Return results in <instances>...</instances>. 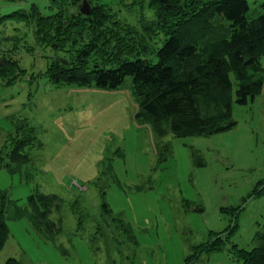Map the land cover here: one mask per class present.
I'll return each mask as SVG.
<instances>
[{"label": "rangeland", "instance_id": "rangeland-1", "mask_svg": "<svg viewBox=\"0 0 264 264\" xmlns=\"http://www.w3.org/2000/svg\"><path fill=\"white\" fill-rule=\"evenodd\" d=\"M82 1L0 0V60L11 56L25 69L14 83L0 85V147L9 148L16 133L30 135L29 159L20 170L11 174L7 160L2 163L0 190L18 204L35 189L62 199L49 215L55 223L61 219L56 244L26 218L6 219L0 264L8 258L18 264H181L233 224L226 248L254 247L264 223V194L255 191L264 181V84L245 105L235 103L232 90L233 128L187 137L136 117L130 77L117 90L56 85L44 71L66 52L39 42L34 23L9 15L32 4L45 15L61 8L79 12ZM90 1L132 31L143 33L144 21L154 17L146 0ZM262 1L248 0L250 14L261 11ZM261 64L264 77V53ZM163 145L169 149L158 162ZM103 201L110 215L102 213ZM194 264L235 260L215 250Z\"/></svg>", "mask_w": 264, "mask_h": 264}, {"label": "trees", "instance_id": "trees-1", "mask_svg": "<svg viewBox=\"0 0 264 264\" xmlns=\"http://www.w3.org/2000/svg\"><path fill=\"white\" fill-rule=\"evenodd\" d=\"M146 2L154 17L144 21L143 33L132 31L98 4L96 8L91 5L88 14L61 8L50 15L32 4L28 11L14 10L9 16L34 23L39 42L66 52L64 58H53L44 71L52 83L117 90L130 77L129 91L138 104L136 117L142 121L163 122L175 137L207 136L233 128L232 90L235 103L245 105L261 93L264 84V0L254 15L248 0ZM159 34L164 38L155 45L153 39ZM24 73L11 56L0 60V85H10ZM29 138L16 133L9 148L0 147V169L7 160L4 166L11 174L20 170L29 159L24 152ZM166 149V145L158 147V162L165 160L159 156ZM260 184L255 191L264 194V181ZM61 204L56 194L37 189L24 204H18L7 201L5 191L0 190V250L9 235L6 219L26 218L37 233L56 244L61 219L55 223L49 215L52 208L59 211ZM101 207L102 213H112L105 201ZM235 227L214 233L181 264H194L201 253L215 250L227 251L235 264H264V223L251 249L235 243L226 248ZM127 231L130 234L128 224ZM18 263L8 258L3 264Z\"/></svg>", "mask_w": 264, "mask_h": 264}, {"label": "water", "instance_id": "water-1", "mask_svg": "<svg viewBox=\"0 0 264 264\" xmlns=\"http://www.w3.org/2000/svg\"><path fill=\"white\" fill-rule=\"evenodd\" d=\"M78 8L79 12L82 14H88L91 11V6L86 0H83L82 3L78 5Z\"/></svg>", "mask_w": 264, "mask_h": 264}]
</instances>
